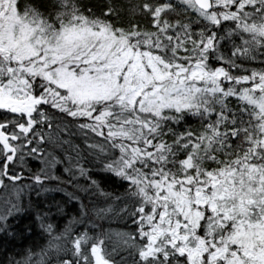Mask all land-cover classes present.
<instances>
[{
  "label": "snow or ice",
  "instance_id": "snow-or-ice-1",
  "mask_svg": "<svg viewBox=\"0 0 264 264\" xmlns=\"http://www.w3.org/2000/svg\"><path fill=\"white\" fill-rule=\"evenodd\" d=\"M0 264H264V0H0Z\"/></svg>",
  "mask_w": 264,
  "mask_h": 264
},
{
  "label": "trees",
  "instance_id": "trees-1",
  "mask_svg": "<svg viewBox=\"0 0 264 264\" xmlns=\"http://www.w3.org/2000/svg\"><path fill=\"white\" fill-rule=\"evenodd\" d=\"M60 197L59 196H57V199H59ZM70 211L72 210L71 208L69 209ZM62 222V221H61Z\"/></svg>",
  "mask_w": 264,
  "mask_h": 264
}]
</instances>
